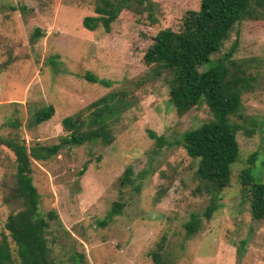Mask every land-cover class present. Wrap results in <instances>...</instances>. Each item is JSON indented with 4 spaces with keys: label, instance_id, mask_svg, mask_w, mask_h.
I'll return each mask as SVG.
<instances>
[{
    "label": "rangeland",
    "instance_id": "1",
    "mask_svg": "<svg viewBox=\"0 0 264 264\" xmlns=\"http://www.w3.org/2000/svg\"><path fill=\"white\" fill-rule=\"evenodd\" d=\"M151 1L157 25L148 24L143 11L141 20L129 14L105 32L81 25V18L93 13L94 0H0V231L8 234L7 215L21 208L13 196L15 154L3 139L26 146L55 143L65 134L64 116L87 114L93 100L124 90L130 105L112 123L111 142L84 141L46 160L31 159L37 212L49 224L45 238L52 258L59 264H156L150 252L159 242V264H264V218L251 217L238 177L255 151L250 171L264 182V19L235 24L213 55L224 53L236 37L232 57L250 58L247 70L254 80L241 94L239 114L231 116L242 126L235 132L239 155L207 218L210 195L197 173L199 158L182 146V133L210 117L207 106L200 101L176 114L168 102L169 77L155 75L142 61L157 29H179L183 13L199 0ZM86 71L110 80V86L88 81ZM48 104L52 116L31 126L33 112ZM243 116L255 122L249 135ZM148 129L164 144L155 145ZM128 166L129 178L122 182ZM116 202L120 212L99 225ZM190 213L199 216V228L185 236Z\"/></svg>",
    "mask_w": 264,
    "mask_h": 264
},
{
    "label": "trees",
    "instance_id": "2",
    "mask_svg": "<svg viewBox=\"0 0 264 264\" xmlns=\"http://www.w3.org/2000/svg\"><path fill=\"white\" fill-rule=\"evenodd\" d=\"M152 8H155V3L151 0H94L93 13L84 15L81 25L87 30L101 26L109 32L115 19L136 14V19L141 20L139 17L143 11H147L146 17L150 19L147 23L157 25ZM245 19H264V0H199L195 9H187L183 13L179 29H157L142 55V61L150 65L155 75L169 77L168 102L176 114L181 115L200 101L207 106L208 120L182 133V146L188 156L199 158L197 173L210 195V204L203 211L207 218L215 209V194L229 183L230 165L239 155L235 132L242 126L231 120V116L239 114L241 94L252 88L254 80V75L247 70L251 66L250 58L232 57L237 47L236 37L224 53L213 55L219 52L234 25ZM37 34L35 28L32 36ZM84 77L104 86L111 84L110 80L98 78L89 71ZM129 105L124 90L108 91L89 104L92 109L87 114L79 111L64 116L60 125L65 134L55 143L36 142L26 146L11 138L3 139L15 154L13 196L21 201V208L8 213L4 223L8 234L0 231V264H15V258L19 264H59L52 258L46 244L48 221L37 212L38 194L31 182V159L46 160L61 148L77 146L84 141L100 140L108 144L112 141V123ZM53 112L51 104L41 106L33 112L30 125L47 120ZM242 118L249 122L250 126H243V132L249 135L255 128V122L248 120L247 116ZM147 134L155 145L164 144L162 136L153 130L148 129ZM255 155V151L248 155L249 163L240 170L238 177L251 217L261 219L264 218V182L254 180L250 171ZM84 169L85 166L79 173ZM129 173L128 166L123 171L122 182L128 180ZM121 208V203H114L98 224L104 226ZM47 215L56 217L51 211ZM199 223V216L190 213L184 222L185 236L194 234ZM157 244L158 249L150 254L159 264V250L163 245ZM71 258L78 260L80 255Z\"/></svg>",
    "mask_w": 264,
    "mask_h": 264
}]
</instances>
